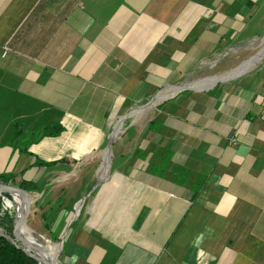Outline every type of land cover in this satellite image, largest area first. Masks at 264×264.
<instances>
[{
  "label": "crops",
  "instance_id": "crops-1",
  "mask_svg": "<svg viewBox=\"0 0 264 264\" xmlns=\"http://www.w3.org/2000/svg\"><path fill=\"white\" fill-rule=\"evenodd\" d=\"M260 1L0 0V174L15 183L95 175L114 109L176 86L158 101L170 165L134 163L125 198H80L67 264H264V67L164 86L242 33ZM54 125L60 135L33 141Z\"/></svg>",
  "mask_w": 264,
  "mask_h": 264
},
{
  "label": "rangeland",
  "instance_id": "rangeland-1",
  "mask_svg": "<svg viewBox=\"0 0 264 264\" xmlns=\"http://www.w3.org/2000/svg\"><path fill=\"white\" fill-rule=\"evenodd\" d=\"M248 13H250L249 16L252 15L248 24L243 27L242 33H237L238 29L234 28L233 39L223 49L197 65L187 76H182L178 81L169 82L164 86L184 83L181 84L182 87L194 89L196 87L203 88L218 81L214 85L217 87L233 81L234 79L225 80L242 70H244V75L254 74L264 67V52L259 55L264 48V1L258 3L255 11L249 10ZM241 67L244 68L241 69ZM193 73L195 74L193 75ZM223 80L224 82H222ZM174 87L176 86H166L161 93L169 96L176 91ZM155 93L153 91L148 96L137 97V100L131 102L130 106L114 109L106 132L105 149L112 131L115 137L110 148L111 151L105 152L103 170H98L93 175V171L86 172L85 167L76 166L69 172H63L55 178L53 176L46 177L45 181L39 182L37 190L29 192L32 198V207L26 220L27 226H22L39 236L35 235L40 240L45 255L48 257L51 255L56 259L57 264H67L65 257L66 238L72 220L76 219L79 214L82 202L80 198H125L124 192L128 190L130 185V179L127 176L131 173L134 163L141 164L143 173H150L149 168L153 167L164 156V138L166 137L160 135V130L164 126L162 117H165V111L163 113L160 110L159 102L142 108L143 105H147ZM123 117L125 118L119 123ZM117 126H119L118 130L116 129ZM22 141L24 139H20V142ZM120 151L123 153L121 161L123 164L125 163V168L116 170L114 167L118 159L117 153ZM132 152H136L134 156H131ZM8 184L18 186L19 182H9ZM4 194L8 193H2V195ZM9 195V199L0 197L2 209L14 216L16 206L20 204V197L15 193ZM45 198H50V200L39 203ZM55 198L57 200L78 198L79 202L77 201L72 207H70L69 200L58 205L53 202ZM59 242H62V248L52 254V248L59 247Z\"/></svg>",
  "mask_w": 264,
  "mask_h": 264
},
{
  "label": "trees",
  "instance_id": "trees-1",
  "mask_svg": "<svg viewBox=\"0 0 264 264\" xmlns=\"http://www.w3.org/2000/svg\"><path fill=\"white\" fill-rule=\"evenodd\" d=\"M63 131V127L60 125L45 126L36 131L33 141H37L42 137H55L60 135ZM20 133H16L13 140L10 142L16 144L20 142ZM22 150L27 151V148ZM171 156L169 153H165L161 160L153 167L152 172L163 174L170 165ZM41 165H50L53 162H41ZM14 176L10 173H1L0 182L8 184L13 183ZM18 186L28 192L37 190V187L32 182L22 180ZM3 198L9 199V194H4ZM13 217L11 213L2 209V201L0 200V264H40L33 258L29 257L24 251L16 247L9 240H7L3 234H12Z\"/></svg>",
  "mask_w": 264,
  "mask_h": 264
},
{
  "label": "water",
  "instance_id": "water-1",
  "mask_svg": "<svg viewBox=\"0 0 264 264\" xmlns=\"http://www.w3.org/2000/svg\"><path fill=\"white\" fill-rule=\"evenodd\" d=\"M244 73V70L240 71L236 75L230 77L233 78L235 76L241 75ZM227 78V79H230ZM217 82V81H216ZM178 90L186 89L188 87H182V85H179ZM151 103V102H150ZM149 104V103H148ZM115 135L113 133L110 134V137L108 139V144L106 151H111L112 142L114 140ZM109 154V153H108ZM108 164H109V157H108ZM2 193H8L13 195V193L17 194L21 199V207L19 205L16 206V212L13 217V223H12V234H3V236L9 240L12 244H14L16 247L24 251L29 257L33 258L40 264H57V262H54L53 259H46L43 256H41L42 250L37 242H34L33 240L28 239L24 235H21L18 231L19 227L22 225H26V220L28 217V214L31 210V196L30 193L19 186L10 185V184H4L0 182V197H2ZM14 197V196H13ZM14 201V198H12ZM15 202V201H14ZM16 203V202H15ZM19 208H21V215L17 217ZM31 235L33 237L38 236L35 234L32 230H29ZM39 237V236H38ZM58 245H60V248H62V242H59Z\"/></svg>",
  "mask_w": 264,
  "mask_h": 264
},
{
  "label": "bare ground",
  "instance_id": "bare-ground-1",
  "mask_svg": "<svg viewBox=\"0 0 264 264\" xmlns=\"http://www.w3.org/2000/svg\"><path fill=\"white\" fill-rule=\"evenodd\" d=\"M264 52V48L261 50V52L259 53V55H261L262 53ZM242 68H244V67H241V69ZM175 90H176V88H175ZM167 96L165 95V94H159V95H157V97H156V99L154 100H152L151 101V103H149L147 106H149V105H155V104H157V102L158 101H160L162 98H166ZM147 106H145V107H147ZM118 128H119V126H117L116 127V129L118 130ZM116 130V131H117ZM21 204H22V202H21V199H20V204H19V207H21ZM21 208H19V211H18V216L17 217H19L20 215H21ZM30 229H28V228H26V227H24V226H20L19 227V229H18V231H19V233L21 234V235H24L25 237H27L28 239H30V240H33L34 242H37L38 244H40L39 246L41 247V250H42V252L43 253H41V256H43L44 258H46V259H53L54 260V262H56V259H54L51 255H50V257H48V256H46L45 255V253H44V251H43V249H42V246H41V242H40V240H38L36 237H33L32 235H31V233H30V231H29ZM59 248H60V246L59 247H55V248H52V250H51V253L52 254H55L58 250H59Z\"/></svg>",
  "mask_w": 264,
  "mask_h": 264
},
{
  "label": "built area",
  "instance_id": "built-area-1",
  "mask_svg": "<svg viewBox=\"0 0 264 264\" xmlns=\"http://www.w3.org/2000/svg\"><path fill=\"white\" fill-rule=\"evenodd\" d=\"M6 53H7V51L5 50V51H3V53H2V56H5L6 55Z\"/></svg>",
  "mask_w": 264,
  "mask_h": 264
}]
</instances>
